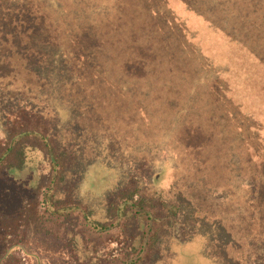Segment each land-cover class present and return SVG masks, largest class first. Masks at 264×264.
I'll use <instances>...</instances> for the list:
<instances>
[{"label":"rangeland","instance_id":"374dc122","mask_svg":"<svg viewBox=\"0 0 264 264\" xmlns=\"http://www.w3.org/2000/svg\"><path fill=\"white\" fill-rule=\"evenodd\" d=\"M26 99L78 152L75 193L88 165L138 173L181 206L175 235L191 249L264 264V0H0L1 129ZM49 225L57 236L31 228L22 241L69 264L61 222ZM166 249L153 264H172Z\"/></svg>","mask_w":264,"mask_h":264},{"label":"trees","instance_id":"16d2710c","mask_svg":"<svg viewBox=\"0 0 264 264\" xmlns=\"http://www.w3.org/2000/svg\"><path fill=\"white\" fill-rule=\"evenodd\" d=\"M148 41L152 45L155 39L147 34L140 43L147 46ZM26 101L9 111L7 127L0 128V264H51L33 255L22 241L31 228L57 236L51 220L62 224L64 249L71 254L69 264H153L155 255L166 249L161 240L162 230L167 229L166 251L178 253L172 255V264H212L204 251L191 249L175 235L181 206L164 193L148 189L138 173L124 176L88 165L79 173L87 193L71 190L66 184L68 170L78 152L53 136L43 112L37 110L39 104L30 101L33 108H27ZM100 197L105 205L91 208L87 198ZM132 218L141 222L136 229L130 225ZM81 227L112 236L100 244Z\"/></svg>","mask_w":264,"mask_h":264}]
</instances>
